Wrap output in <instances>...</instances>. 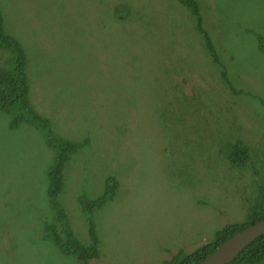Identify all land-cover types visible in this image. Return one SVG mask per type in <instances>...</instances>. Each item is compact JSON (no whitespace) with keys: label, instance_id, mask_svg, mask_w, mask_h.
<instances>
[{"label":"rangeland","instance_id":"rangeland-1","mask_svg":"<svg viewBox=\"0 0 264 264\" xmlns=\"http://www.w3.org/2000/svg\"><path fill=\"white\" fill-rule=\"evenodd\" d=\"M194 1L214 56L179 0H0L25 53L32 110L57 140L88 137L52 197L57 151L0 108V264H78L46 226L59 224V205L89 244L78 197L101 195L110 177L118 187L92 213L88 264H162L261 209L264 0ZM10 56L0 50V67ZM230 139L247 147L238 164Z\"/></svg>","mask_w":264,"mask_h":264},{"label":"trees","instance_id":"trees-1","mask_svg":"<svg viewBox=\"0 0 264 264\" xmlns=\"http://www.w3.org/2000/svg\"><path fill=\"white\" fill-rule=\"evenodd\" d=\"M184 4L198 19V30L203 35L205 45L208 51L214 56V49L208 35L201 27L199 12L194 0H179ZM0 50L11 52L10 66L0 67V108L6 111L11 110L13 117L11 124L17 126L19 122L26 121L40 127L45 134L47 143L57 151L55 165L48 171L50 180V195L54 197L60 190L63 166L70 155L76 152L81 145L88 143L86 137L81 143L68 140H57L52 137L49 130L48 120L41 116L36 110L31 108L29 100L27 77L24 70L25 53L19 41L9 34L4 25L3 15L0 9ZM225 143L226 149L232 150V156L228 158L230 164L235 162L238 157H245L248 154L247 147L240 139H230ZM248 160L241 165H244ZM239 165V166H241ZM117 180L110 177L107 180L104 192L94 199H88L85 195L78 197V204L81 212L86 218L87 233L90 237V243L80 241L69 223L65 211L55 205L58 213L59 224L47 225V237L52 240L54 246L62 253L72 256L78 264H88L89 260L97 256L98 236L96 233V223L92 218V213L96 208L101 207L110 199L117 188ZM250 219H245L239 223H230L217 230L214 235L200 246H196L190 252L178 250L173 256L165 260L162 264H195L207 257L224 241L235 233L239 232L248 225L264 219V204L261 209L253 212ZM264 259V234L251 241L241 253L229 264L243 262H255Z\"/></svg>","mask_w":264,"mask_h":264},{"label":"water","instance_id":"water-1","mask_svg":"<svg viewBox=\"0 0 264 264\" xmlns=\"http://www.w3.org/2000/svg\"><path fill=\"white\" fill-rule=\"evenodd\" d=\"M264 234V219L232 235L207 257L195 264H229L255 238Z\"/></svg>","mask_w":264,"mask_h":264},{"label":"clouds","instance_id":"clouds-1","mask_svg":"<svg viewBox=\"0 0 264 264\" xmlns=\"http://www.w3.org/2000/svg\"><path fill=\"white\" fill-rule=\"evenodd\" d=\"M116 8H115V6H114V14H117L118 12H116V10H115ZM118 182V181H117ZM117 187H118V184H117ZM117 189V188H116Z\"/></svg>","mask_w":264,"mask_h":264}]
</instances>
